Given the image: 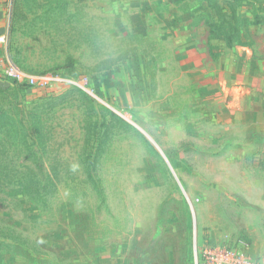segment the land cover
Returning a JSON list of instances; mask_svg holds the SVG:
<instances>
[{
    "label": "rangeland",
    "instance_id": "obj_1",
    "mask_svg": "<svg viewBox=\"0 0 264 264\" xmlns=\"http://www.w3.org/2000/svg\"><path fill=\"white\" fill-rule=\"evenodd\" d=\"M210 3L8 0L0 264L264 261V24L228 48Z\"/></svg>",
    "mask_w": 264,
    "mask_h": 264
},
{
    "label": "trees",
    "instance_id": "obj_2",
    "mask_svg": "<svg viewBox=\"0 0 264 264\" xmlns=\"http://www.w3.org/2000/svg\"><path fill=\"white\" fill-rule=\"evenodd\" d=\"M206 27L208 36L228 48L242 45L249 26L264 24V2L255 0H211L207 6Z\"/></svg>",
    "mask_w": 264,
    "mask_h": 264
},
{
    "label": "built area",
    "instance_id": "obj_3",
    "mask_svg": "<svg viewBox=\"0 0 264 264\" xmlns=\"http://www.w3.org/2000/svg\"><path fill=\"white\" fill-rule=\"evenodd\" d=\"M0 42H3V37H0ZM8 74L13 77L19 75L12 66ZM194 264H264V261L260 257L252 256L248 245L244 241H239L237 244L213 245L203 248L199 255L195 254Z\"/></svg>",
    "mask_w": 264,
    "mask_h": 264
},
{
    "label": "crops",
    "instance_id": "obj_4",
    "mask_svg": "<svg viewBox=\"0 0 264 264\" xmlns=\"http://www.w3.org/2000/svg\"><path fill=\"white\" fill-rule=\"evenodd\" d=\"M8 7V0H0V31L2 32L5 28V14Z\"/></svg>",
    "mask_w": 264,
    "mask_h": 264
}]
</instances>
